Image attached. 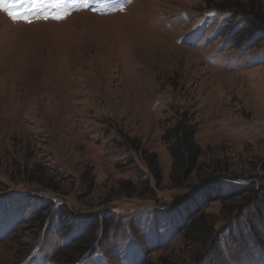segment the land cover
I'll return each mask as SVG.
<instances>
[{
  "label": "rangeland",
  "instance_id": "obj_1",
  "mask_svg": "<svg viewBox=\"0 0 264 264\" xmlns=\"http://www.w3.org/2000/svg\"><path fill=\"white\" fill-rule=\"evenodd\" d=\"M221 1L0 0V264H264V25Z\"/></svg>",
  "mask_w": 264,
  "mask_h": 264
},
{
  "label": "trees",
  "instance_id": "obj_2",
  "mask_svg": "<svg viewBox=\"0 0 264 264\" xmlns=\"http://www.w3.org/2000/svg\"><path fill=\"white\" fill-rule=\"evenodd\" d=\"M254 2V1H252ZM219 9L228 10L230 12L234 11H240V14L247 17L248 22L252 23L253 25L257 26L264 25L263 17L264 14V0L261 1V4L259 7H255V5L252 3L249 7V11L246 13L243 11V7H241V4L237 0H222L221 4L217 6ZM258 9V10H257ZM264 16V15H263ZM254 21V22H253ZM179 130H176V133L174 136H176V150L173 151V157L175 159V169L177 166H181L185 171V173L191 169L196 168L197 160L200 157L199 149L196 147V145L193 143V141L188 140V136H183L180 134L178 136ZM168 140V137L167 139ZM169 141V140H168ZM154 167H157L156 160L154 159L153 163ZM215 195V194H213ZM217 195V194H216ZM219 196V195H217ZM211 199H208L211 201L213 200V196L210 197ZM217 200L218 197H214ZM196 221L192 223V226H194Z\"/></svg>",
  "mask_w": 264,
  "mask_h": 264
},
{
  "label": "snow or ice",
  "instance_id": "obj_3",
  "mask_svg": "<svg viewBox=\"0 0 264 264\" xmlns=\"http://www.w3.org/2000/svg\"><path fill=\"white\" fill-rule=\"evenodd\" d=\"M85 2H87V0H85ZM75 10V9H74ZM82 10H89V9H82ZM52 19H62V18H66V17H51Z\"/></svg>",
  "mask_w": 264,
  "mask_h": 264
}]
</instances>
